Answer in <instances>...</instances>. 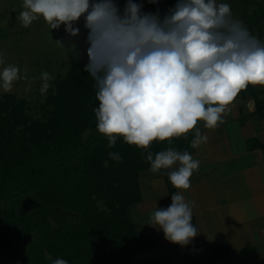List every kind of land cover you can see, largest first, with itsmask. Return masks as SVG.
<instances>
[{
    "label": "clouds",
    "instance_id": "1",
    "mask_svg": "<svg viewBox=\"0 0 264 264\" xmlns=\"http://www.w3.org/2000/svg\"><path fill=\"white\" fill-rule=\"evenodd\" d=\"M22 7L17 19L23 27L43 18L51 30L64 25L72 36L80 31L73 23L84 17L90 45L85 71L98 89L99 106L93 109L98 133L107 138L109 148L122 137L144 150L150 171L170 169L168 179L176 189L191 187L200 161L171 146L153 155V142L171 145L173 138L187 139L195 129L191 147L198 148L208 139L196 127L198 121L216 129L242 90L264 87V42L233 18L228 3L177 0L163 16L159 10L143 12V5L133 0H127L122 12L114 0H23ZM4 63L0 55V65ZM19 79L16 65L0 68L4 92ZM39 79L44 95L53 77L44 71ZM108 155L121 160L119 152ZM171 200L167 208L153 210L148 225L161 230L169 242L187 246L199 234L192 224L194 202H186L179 192ZM46 259L68 264L48 254Z\"/></svg>",
    "mask_w": 264,
    "mask_h": 264
},
{
    "label": "trees",
    "instance_id": "2",
    "mask_svg": "<svg viewBox=\"0 0 264 264\" xmlns=\"http://www.w3.org/2000/svg\"><path fill=\"white\" fill-rule=\"evenodd\" d=\"M114 2L122 12L127 0ZM133 2L146 9L156 8L159 0ZM76 22L80 31L72 65L49 94L46 107L53 108L44 121L30 122L25 102L13 93L0 96V250L16 253L28 246L23 257L15 254V263L8 264H51L46 254L68 264H132L134 254L158 244L141 239L131 213L142 200L140 175L150 164L144 150L122 137L109 148L98 133L93 111L99 106L98 89L85 71L88 59L79 53L89 30L83 16ZM253 89L249 85L240 93ZM196 127L200 130L199 121ZM194 136L195 129L187 139L173 138L171 145L155 141L149 151L155 155L171 146L191 153ZM109 152H119L121 160H112ZM29 195L31 208L20 214L16 206ZM61 209L78 213L79 219L55 229L51 220H61ZM220 256L217 247L207 264H217ZM141 264L163 263L156 258Z\"/></svg>",
    "mask_w": 264,
    "mask_h": 264
},
{
    "label": "crops",
    "instance_id": "3",
    "mask_svg": "<svg viewBox=\"0 0 264 264\" xmlns=\"http://www.w3.org/2000/svg\"><path fill=\"white\" fill-rule=\"evenodd\" d=\"M7 44V36L0 35V55H6L2 49ZM253 88L238 94L216 129L199 121L208 139L190 153L200 167L190 177L188 190L172 186L170 169L152 173L145 181L142 200L131 213L141 239L158 244L134 254L132 264L156 258L163 264H207L217 247V264H264V87ZM3 93L0 89V96ZM178 192L186 202H194L192 224L199 229L183 247L148 225L153 210L170 206L171 196Z\"/></svg>",
    "mask_w": 264,
    "mask_h": 264
},
{
    "label": "rangeland",
    "instance_id": "4",
    "mask_svg": "<svg viewBox=\"0 0 264 264\" xmlns=\"http://www.w3.org/2000/svg\"><path fill=\"white\" fill-rule=\"evenodd\" d=\"M176 2L177 0H159L156 8L151 6L142 11L155 13L159 10L160 15L163 16L174 7ZM217 2L228 3L231 6L233 18L242 21L252 35L264 42V0H217ZM22 5L23 0H0V35H6L8 40L7 46L2 49L3 53L6 52V55H2L5 62L2 67L12 64L20 69L21 79L13 83L10 92L25 102V112L30 122L44 121L49 115V110L53 108L50 105L46 107V100L51 92H55L56 83L70 70L79 33L76 36L70 35L65 31L64 25L51 30L43 18L25 28L17 19L19 12L23 11ZM73 27L77 28V22L73 23ZM57 41L61 42L64 47L60 46ZM89 46L87 37L83 38L79 49L83 61L88 59ZM44 71L52 75L53 79L49 82L50 87L47 93L41 95L39 77ZM151 174L149 168L140 175L142 194L146 187L145 181ZM31 199L32 196L29 195L16 206L20 214L30 210ZM60 216L61 220L57 223L50 219L55 229L61 227L63 223L79 219L78 213L66 209H61ZM27 248V245L22 246L16 253L0 250V264L15 263L14 255L23 257Z\"/></svg>",
    "mask_w": 264,
    "mask_h": 264
}]
</instances>
